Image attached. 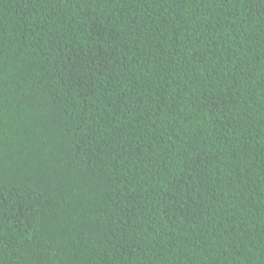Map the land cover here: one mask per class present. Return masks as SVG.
Here are the masks:
<instances>
[{
    "label": "trees",
    "instance_id": "obj_1",
    "mask_svg": "<svg viewBox=\"0 0 264 264\" xmlns=\"http://www.w3.org/2000/svg\"><path fill=\"white\" fill-rule=\"evenodd\" d=\"M0 264H264V0H0Z\"/></svg>",
    "mask_w": 264,
    "mask_h": 264
}]
</instances>
